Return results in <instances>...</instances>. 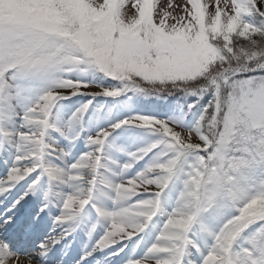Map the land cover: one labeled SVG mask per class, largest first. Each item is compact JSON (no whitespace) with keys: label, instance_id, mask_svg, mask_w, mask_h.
Here are the masks:
<instances>
[{"label":"snow or ice","instance_id":"obj_1","mask_svg":"<svg viewBox=\"0 0 264 264\" xmlns=\"http://www.w3.org/2000/svg\"><path fill=\"white\" fill-rule=\"evenodd\" d=\"M205 2L208 19L203 26L194 0H169V6L180 13L173 24L156 0L151 22L132 27L140 18L137 0L120 5L121 23L117 24L91 15L82 23L77 0H57L54 5L0 0V136L16 149L8 174L0 179V197L10 195V188L27 182L39 169L23 195L6 205V212L0 209V264H42L44 257L86 221L89 206L97 214L87 232L89 239L101 222L105 231L82 260L144 232L162 214L167 219L157 241L143 257L128 264H264V215H255L253 208L264 202V49L257 45L242 66L230 63L237 51V37L251 38L254 43L257 37L264 38V0ZM86 3L97 12L107 9L105 0ZM37 7L63 9L65 18L60 23L44 20L33 10ZM221 64L224 70L216 75ZM88 70L120 86L101 87L72 77ZM200 82L206 86L183 87ZM143 85H172L196 96L197 102L188 109L196 114L195 120L186 122L187 113L167 118L134 114L88 135L91 150L67 168L47 159L59 153L63 161L71 155L70 150L47 142L51 134L75 145L86 131L84 117L92 100L66 119L55 111L61 101L78 95L115 98L129 92L151 96L152 90ZM205 97L206 102L200 103ZM21 107L23 113L18 110ZM209 117L217 128L215 136L204 127ZM17 119L21 121L18 126ZM121 129L155 139L136 151H126L110 140ZM238 130L243 133L240 142L244 147L234 149ZM193 133L198 143L192 142ZM108 149L127 155L128 162L122 165L107 157L121 168L120 173L105 164ZM146 157L150 163L134 178L116 181L105 175L122 176ZM258 165L261 172L253 182L251 174ZM181 174L183 187L176 206L168 212L164 208L166 190ZM45 175L50 183L59 181L70 189L63 194L60 214L53 217V231L65 224L68 228L40 241L38 250H28L24 245L43 227L41 214L49 207V193L45 192L38 213L27 211L24 202L35 195ZM141 193L153 195L136 202L133 198ZM102 199L111 201L114 208L102 206ZM177 228L183 231L176 233ZM196 230L204 237L203 245L193 237ZM6 232L18 238L19 250L3 238ZM172 239L183 242L165 243ZM241 239L247 240L246 247L240 246Z\"/></svg>","mask_w":264,"mask_h":264},{"label":"rangeland","instance_id":"obj_2","mask_svg":"<svg viewBox=\"0 0 264 264\" xmlns=\"http://www.w3.org/2000/svg\"><path fill=\"white\" fill-rule=\"evenodd\" d=\"M38 2L39 3H43V4H48V5H54L57 2V0H38ZM59 2L63 3V2H65V0H59ZM69 2H70V0H69ZM77 2L80 4L79 9H77L78 18L81 20L82 23L86 24L87 17L91 15L95 19L107 18L110 23L117 24V23H121L120 16L118 14L119 7H120V5L122 3L126 2V0H105V3L107 5V9H106V11H101V12H97L95 9H91L87 5L86 0H77ZM178 2H179V0H178ZM208 2H211V0H208ZM137 3L140 5V9H139L140 18L136 22V24L132 25V27H137L139 24H148V23L151 22V18H152V14H153V10H154V7H155L156 0H137ZM194 7H195V11H196V15H197V18L199 20V23H200L201 26H203L205 24L206 20L208 19L207 3L205 2V0H194ZM33 10L36 11L44 20H50V21H53L55 23H60L65 18L64 17V11L65 10L58 9L56 7H37L35 9H33ZM160 11L162 13H164L165 15L171 17L168 20L169 24L175 23V17L180 14L178 8L177 9H172L169 6V0H160ZM129 18L131 19V13H129ZM219 25H220V19H219V17H217V27H219ZM243 44H244L243 39L240 38V37H237L236 40H235V48L237 49V51L235 53L236 57H231V60H232V58L239 59L240 58L239 55L242 52H245L248 49L247 47H249V49L256 48L255 51H257V45H259L260 49H264V42L261 39H259V38L257 39L256 43L252 42L248 46H246V45L244 46ZM233 64H236V63L232 62V65ZM221 65H220V68H219L218 72L216 73V75H219V71H223L224 70V67H222L223 65L222 66ZM240 66H242V65H240ZM96 74H100V73H96V72H94L92 70H88L87 72H79V71H77V72L72 74V77L73 78L81 77L83 79L88 77V79H89V78H93ZM104 79H105V81H107L108 84L100 85L101 87L120 86L119 82H117V81L111 80L109 78H104ZM143 86H145V87H153V86H149V85H143ZM155 86H161V85H155ZM168 86H172V85H168ZM204 86H206L204 84V82H200V83H197V84H186L183 87H185L186 89H195V88H200V87H204ZM94 90L95 91H99L100 89L99 88H95ZM170 90H171V92H177V90H173V87H170ZM181 93H184V92H181ZM126 94H128V93H126ZM129 94H131V93H129ZM123 95H125V94H123ZM89 97L92 98L91 96L78 95L76 97H72L71 100L67 101L66 103H67L68 106H70V105L74 106L70 110L71 112H73L82 103L80 101L82 98H89ZM95 98L99 99V100L103 99L104 102L109 104L113 100L118 101L120 97L112 98V97L97 96ZM99 111L101 113L97 114L95 109H90L88 111V113L84 117V123L88 126L89 123H90L89 119L92 116L93 117H97L98 120H104V119H107V117H108L106 115H108V113L110 114V111H104V110H99ZM20 112L23 113V107H22V111H20ZM188 112H189V110L185 111V113H187V116H188ZM141 114H143V115H151V114L145 113V112H141ZM152 116H154V115H152ZM118 120H121V117H119L117 119V121ZM20 123H21V121L19 119H17L16 120V125L18 126ZM110 124L111 123H109V122L107 124H102L94 132H87V134L85 136L87 137L88 135H95L100 129L107 128V127L110 126ZM214 128H215V130H217L215 124H214ZM181 131H184V130L181 129ZM185 133L187 134V132H185ZM236 136H238V138L240 140L241 136L239 134H236ZM57 140L58 141H54V139H51V140H49V143L50 144H55L57 147L65 149V151H69L70 144L66 140H64L63 138L62 139L58 138ZM194 140H195V138L192 137V142ZM47 142H48V140H47ZM75 144H77V143H75ZM6 145H10V144L8 142H6ZM242 147H244V144L241 142V144H239V146L236 149H239V148H242ZM11 149L14 150L15 155L13 157H15L16 156V149L14 147H12ZM80 150H81V152H80ZM82 150H84V151H82ZM90 150H91V148L87 145L86 139H85V145L84 146L80 147V149L78 148V146L75 147V151L79 152V154H77L76 156H72V155L67 156V157H65V159L63 161L60 160V159L58 161H52V163L54 165H57V166L61 167V168H67L72 163L78 162L80 157L83 154H85L86 152L90 151ZM117 153H118V155H117ZM119 154H120L119 152H116L114 154L110 153V154L107 155V157H111L113 160L118 161L121 165L126 163V162H128V157H127V155L125 153H121L120 154V155L124 154L123 156H120ZM233 154L236 155L237 153H233ZM55 156H57V155H55ZM58 156H59V153H58ZM48 159L51 160V157L48 156ZM140 163H141V161L138 164L141 165ZM106 164L108 165L109 168H111L108 163H106ZM138 164H136V166ZM114 165H115V168L117 170L116 173H118V172L120 173L121 172V168L117 167L116 164H114ZM144 167L145 166L143 165L142 167H139L140 169L137 170V171H129V172L125 173L124 175L121 176V178H122L121 180L134 178V176L137 175L139 173V171L143 170ZM260 172H261V167L258 165L256 170L251 174L253 182L259 177ZM7 174H8L7 169L5 171L1 170L0 171V179L4 178ZM116 178H118V177L116 176ZM183 179H184V176H183V174H181V176L178 179L181 182H178V180H176L177 183L174 182L173 183L174 185L172 186V188L166 190V193H165V196H164V208L168 212H171L174 209V207L176 206L177 197H178V195H179V193H180V191H181V189L183 187V183H182ZM117 181H120V180H117ZM175 184L177 185L176 186L177 188H174ZM56 187H57L56 191L57 192L58 191L61 192V193H59V192L58 193L62 197H63V194H66V193H68L70 191V189L67 186L62 185L59 181H57ZM15 192H16V190H14V189L11 190L10 191V195L14 194ZM10 195H8L6 197H0V200L1 199H5V198L10 200L11 199V197H9ZM152 195H153L152 193H148V194L141 193V194H139L137 197H135L133 199L136 202H139V201L144 200V199H150L152 197ZM108 205H109V207H107L108 209H113L114 208V205L112 204L111 201H109ZM253 208L255 209V212H254L255 215H264V202H257L255 204H253ZM166 219H167V217L165 215L158 214V215H156L153 218L151 223L146 228V230H151L152 228H154L156 226V231H155L156 234H155V237H154L155 241L150 243L148 248L151 247V245L157 241V238H158L159 234L162 231V227H163L164 223H166ZM86 220L87 221H92V218L87 215V219ZM100 225L105 228V225L102 222H101ZM182 231H183L182 228H177L176 229V233H179V232H182ZM176 233H172V235L175 236ZM100 236L101 235L99 234V229H98L97 235L95 237L93 245L95 244L96 239H98ZM193 237L195 239L199 240L201 245H203L205 243L203 235L198 230L194 231ZM121 240H125V239H121ZM182 242H183L182 239L179 240V241H177L175 239H172V240L166 241L165 243L179 245V244H182ZM121 243H123V242H121ZM208 243H211V241H208ZM240 246L241 247H246L247 246V240L246 239H241L240 240ZM148 248L145 247L143 252H141V253H139V250L137 249V246H136V248H131L132 252H133V255L129 259H125L124 258L118 264H128L129 261L140 259L141 257H143L145 255V253L147 252ZM101 255L102 256L97 260V264H114L113 258H108L109 256L108 255H103V253ZM165 258H167L166 254H165ZM197 259H198V257H197Z\"/></svg>","mask_w":264,"mask_h":264},{"label":"trees","instance_id":"obj_3","mask_svg":"<svg viewBox=\"0 0 264 264\" xmlns=\"http://www.w3.org/2000/svg\"><path fill=\"white\" fill-rule=\"evenodd\" d=\"M261 39L264 42V38L257 37V39ZM244 46L250 45L253 40L251 38L248 39H243ZM248 49L245 52H242L239 55V59L232 58L230 60V63L232 65V62H235L236 64H233L232 66H240L244 65L248 59V53L255 52L256 48ZM232 57H236L234 54ZM223 65V66H222ZM222 67H225L224 64H222ZM85 80H88L95 85H106L108 84L107 81H105L104 78H102V74H96L93 78H84ZM170 87L173 86H153L149 87L152 90V95L151 96H143V95H138V94H125L121 95L119 100H113L111 103L107 104L106 102L96 98H82L80 101L83 103H86L89 100H92V105L90 109H95V111L103 110V108L106 111L108 108L113 106L112 113L113 114H108V122L110 121L109 119L112 117H121L123 116L124 118L132 116L134 114H141L140 112H146L149 114H156L157 116H163L164 118H167L169 116L175 115V116H180L182 114H185V111H188L189 105H192L197 102L198 98L196 96L192 95H186L185 93H181L182 91H177V92H171ZM173 90H176L175 87H173ZM191 90V89H189ZM208 97H205L204 101H200V103H205ZM136 100H143L144 108L141 109H136L133 108V105ZM67 101H61L60 104L57 106L55 111L59 113L62 117H64L65 114L70 113L73 105L68 106ZM80 104V103H79ZM80 104V105H81ZM138 104V103H136ZM89 109V110H90ZM98 109V110H97ZM196 118V114L193 112H188V116H186V122H193ZM107 119H104L103 121H106ZM204 127L209 135L215 136V133L217 130L214 128V123L211 119V117L207 118L204 122ZM183 129V128H182ZM185 132L186 129H183ZM128 132V133H127ZM125 134V135H124ZM238 134V133H237ZM117 135V136H116ZM119 137V138H118ZM192 137L195 138L193 141L194 143H198V136L193 133ZM120 139L119 142H117ZM155 139V137L145 135L140 132H132L130 130L122 129V133L114 134L113 137L110 138V140L114 141L115 145L119 148H122L126 151H132V150H137L141 147H144L147 143H149L151 140ZM241 139L240 140L237 136V139H234L232 142L233 148L236 149L239 144H241ZM117 142V144H116ZM151 155V154H150ZM145 162L148 164L150 162V157L145 158ZM178 180V179H177ZM178 182H181L178 180ZM175 183H177L175 181ZM174 184L170 185L168 189H171ZM177 185L175 184V188Z\"/></svg>","mask_w":264,"mask_h":264},{"label":"clouds","instance_id":"obj_4","mask_svg":"<svg viewBox=\"0 0 264 264\" xmlns=\"http://www.w3.org/2000/svg\"><path fill=\"white\" fill-rule=\"evenodd\" d=\"M237 133L240 135V136H242L243 135V133L242 132H240L239 130L237 131ZM236 133V134H237Z\"/></svg>","mask_w":264,"mask_h":264},{"label":"bare ground","instance_id":"obj_5","mask_svg":"<svg viewBox=\"0 0 264 264\" xmlns=\"http://www.w3.org/2000/svg\"><path fill=\"white\" fill-rule=\"evenodd\" d=\"M16 123V122H15ZM137 167H138V165H137ZM137 167H136V169H137ZM135 170V167L133 168V169H131L130 171H134Z\"/></svg>","mask_w":264,"mask_h":264}]
</instances>
